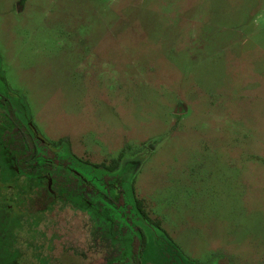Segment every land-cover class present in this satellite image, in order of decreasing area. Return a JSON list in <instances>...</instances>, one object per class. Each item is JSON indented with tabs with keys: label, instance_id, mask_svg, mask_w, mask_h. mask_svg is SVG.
Listing matches in <instances>:
<instances>
[{
	"label": "rangeland",
	"instance_id": "rangeland-1",
	"mask_svg": "<svg viewBox=\"0 0 264 264\" xmlns=\"http://www.w3.org/2000/svg\"><path fill=\"white\" fill-rule=\"evenodd\" d=\"M0 94L91 202L0 264H264V0H0Z\"/></svg>",
	"mask_w": 264,
	"mask_h": 264
},
{
	"label": "trees",
	"instance_id": "trees-1",
	"mask_svg": "<svg viewBox=\"0 0 264 264\" xmlns=\"http://www.w3.org/2000/svg\"><path fill=\"white\" fill-rule=\"evenodd\" d=\"M44 146L47 154H39L38 146ZM54 151L45 142H39L33 133L15 117L14 110L4 95L0 94V236L2 243L12 229L23 220L45 216L58 201H71L80 207L91 208V202L82 196L84 185L67 177H59L54 167L59 163ZM122 153L109 165H96L109 172L119 167ZM2 172V173H1ZM75 190V191H74ZM122 200V197H119ZM136 207L143 217L155 228L161 229L160 220H152L143 209L142 201ZM1 243V244H2ZM144 234L126 246L132 255L142 250ZM3 253V252H1ZM5 253V252H4ZM21 257L19 264L23 263Z\"/></svg>",
	"mask_w": 264,
	"mask_h": 264
},
{
	"label": "water",
	"instance_id": "water-1",
	"mask_svg": "<svg viewBox=\"0 0 264 264\" xmlns=\"http://www.w3.org/2000/svg\"><path fill=\"white\" fill-rule=\"evenodd\" d=\"M18 9H19V7H18Z\"/></svg>",
	"mask_w": 264,
	"mask_h": 264
}]
</instances>
